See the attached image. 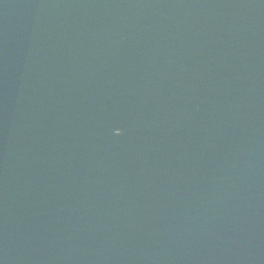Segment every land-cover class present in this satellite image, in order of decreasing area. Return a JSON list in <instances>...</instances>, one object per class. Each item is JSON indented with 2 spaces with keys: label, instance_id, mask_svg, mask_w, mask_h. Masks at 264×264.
<instances>
[{
  "label": "water",
  "instance_id": "water-1",
  "mask_svg": "<svg viewBox=\"0 0 264 264\" xmlns=\"http://www.w3.org/2000/svg\"><path fill=\"white\" fill-rule=\"evenodd\" d=\"M0 264H264V0H0Z\"/></svg>",
  "mask_w": 264,
  "mask_h": 264
}]
</instances>
